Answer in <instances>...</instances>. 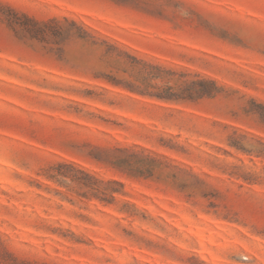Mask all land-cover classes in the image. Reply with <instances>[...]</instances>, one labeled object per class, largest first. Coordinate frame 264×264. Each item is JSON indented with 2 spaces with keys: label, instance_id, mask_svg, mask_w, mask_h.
Listing matches in <instances>:
<instances>
[{
  "label": "rangeland",
  "instance_id": "374dc122",
  "mask_svg": "<svg viewBox=\"0 0 264 264\" xmlns=\"http://www.w3.org/2000/svg\"><path fill=\"white\" fill-rule=\"evenodd\" d=\"M0 264H264V0H0Z\"/></svg>",
  "mask_w": 264,
  "mask_h": 264
},
{
  "label": "trees",
  "instance_id": "16d2710c",
  "mask_svg": "<svg viewBox=\"0 0 264 264\" xmlns=\"http://www.w3.org/2000/svg\"><path fill=\"white\" fill-rule=\"evenodd\" d=\"M43 24H46V22L45 23H43ZM201 82H204V83H212V84H214V82L213 81H211V80H202ZM206 94V92H202L200 95H205Z\"/></svg>",
  "mask_w": 264,
  "mask_h": 264
}]
</instances>
